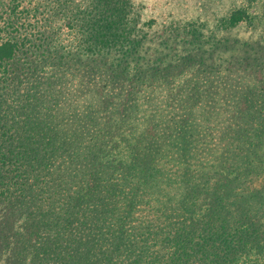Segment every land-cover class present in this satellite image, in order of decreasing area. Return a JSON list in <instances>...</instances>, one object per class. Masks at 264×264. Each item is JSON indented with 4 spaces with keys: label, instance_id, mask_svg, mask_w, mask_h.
<instances>
[{
    "label": "trees",
    "instance_id": "obj_1",
    "mask_svg": "<svg viewBox=\"0 0 264 264\" xmlns=\"http://www.w3.org/2000/svg\"><path fill=\"white\" fill-rule=\"evenodd\" d=\"M154 23L0 0V264H264V0Z\"/></svg>",
    "mask_w": 264,
    "mask_h": 264
},
{
    "label": "rangeland",
    "instance_id": "obj_2",
    "mask_svg": "<svg viewBox=\"0 0 264 264\" xmlns=\"http://www.w3.org/2000/svg\"><path fill=\"white\" fill-rule=\"evenodd\" d=\"M135 2L141 7L144 20L155 19V32L176 19L206 22L208 29H212L214 25L222 27L223 20L231 8L242 6L255 10L260 6V0H135ZM261 25L244 22L226 30L225 33L239 37L256 36Z\"/></svg>",
    "mask_w": 264,
    "mask_h": 264
}]
</instances>
